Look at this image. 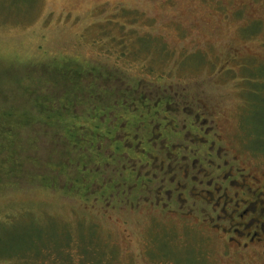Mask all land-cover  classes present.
Returning a JSON list of instances; mask_svg holds the SVG:
<instances>
[{"label":"rangeland","instance_id":"1","mask_svg":"<svg viewBox=\"0 0 264 264\" xmlns=\"http://www.w3.org/2000/svg\"><path fill=\"white\" fill-rule=\"evenodd\" d=\"M260 74L264 0H0V88L19 98L8 105L33 108L22 92H41L51 97L49 109L73 99L63 110L69 116L86 106L90 84L111 87L115 79L121 90L124 80L163 75L162 87L188 83L225 110L230 145L264 167V106L252 114L241 108L250 85L263 86ZM46 129L22 132L26 170L2 179L0 264H238L207 228L169 219L176 232L152 224L166 216L148 210L88 207L71 182L81 181L76 166L63 175L48 168L64 157Z\"/></svg>","mask_w":264,"mask_h":264},{"label":"flooded vegetation","instance_id":"2","mask_svg":"<svg viewBox=\"0 0 264 264\" xmlns=\"http://www.w3.org/2000/svg\"><path fill=\"white\" fill-rule=\"evenodd\" d=\"M225 70L218 74L223 82ZM152 78L124 80L121 90L115 79L111 87L90 84L82 99L86 106L71 112L73 139L90 151L81 181L75 178L80 199L105 212L158 213L166 217L151 223L168 229L175 230L169 219L207 228L224 256L238 258V264H264V167L230 145L225 110L211 106L200 90L188 83L162 87L163 75ZM262 80L263 86L250 85L253 95L242 114L263 108Z\"/></svg>","mask_w":264,"mask_h":264},{"label":"trees","instance_id":"3","mask_svg":"<svg viewBox=\"0 0 264 264\" xmlns=\"http://www.w3.org/2000/svg\"><path fill=\"white\" fill-rule=\"evenodd\" d=\"M22 93L23 95L21 98L23 97V99H27L29 102L31 101L30 105H32L33 108L19 105L17 106L15 104L8 105V100H12V97H15L16 99L18 96L15 93L13 95L12 92L5 93L3 89L0 88V98L2 96L3 101L5 102L3 105H0V186L4 182L2 179L12 180L11 178L13 176L17 177V175H20L21 171L24 172V170H26L23 169L25 157H23L22 152L26 149L23 144L24 138L22 136V132L27 130L30 126L36 127V134H40L41 129L47 131V125L48 127H51V130L48 132H51L54 136H58L57 139L52 138L53 142L56 144L62 142L63 152L61 153L64 158L59 161L47 163L49 169L50 167L57 165L59 172L56 173H60L62 175L70 165L76 166L79 171L80 169L82 170L84 165L87 164L86 162L85 164L81 163L84 162V156L86 154L89 155L90 151L87 143L77 142L73 139L76 137V133L75 130L72 129L74 125L73 122L71 123V113L69 116L65 114L66 112L63 114V107H61L60 110L52 108L49 109L48 102L51 97L45 93L39 92V94L34 97L32 91L26 90ZM28 94H32V96H27ZM65 100L67 99L60 100L61 105H64V103L67 105ZM72 101L73 99L71 102ZM47 135L49 136L50 134ZM36 143L37 138H33L28 141V145L31 149L34 148V146L36 147ZM79 153L82 155L80 156L82 160L79 164H76L77 158L74 159V157ZM35 160L37 159L35 158ZM33 163L35 164V162ZM71 182L76 187V180L73 179ZM5 215L6 214L0 217V221H5V219H7V216Z\"/></svg>","mask_w":264,"mask_h":264}]
</instances>
